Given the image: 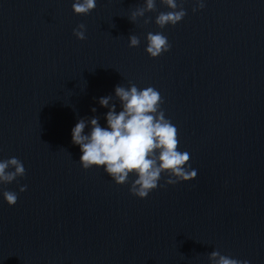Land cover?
<instances>
[{"label": "water", "instance_id": "obj_1", "mask_svg": "<svg viewBox=\"0 0 264 264\" xmlns=\"http://www.w3.org/2000/svg\"><path fill=\"white\" fill-rule=\"evenodd\" d=\"M71 5L0 0V159L26 170L0 190L27 185L12 206L0 197V264H210L213 250L264 264V0L196 11L183 0L185 16L162 29L161 0L135 22L143 0H97L86 15ZM149 31L170 49L150 57ZM130 83L159 90L197 170L173 185L162 175L143 199L129 192L134 177L117 185L81 167L71 141L79 118L105 124L99 97Z\"/></svg>", "mask_w": 264, "mask_h": 264}, {"label": "clouds", "instance_id": "obj_2", "mask_svg": "<svg viewBox=\"0 0 264 264\" xmlns=\"http://www.w3.org/2000/svg\"><path fill=\"white\" fill-rule=\"evenodd\" d=\"M97 0H72V11L77 15H86L96 6ZM167 11L159 12L155 24L159 28L175 25L185 16L183 0H161ZM193 11L205 6V0H194ZM156 0H143V6L131 12L129 19L155 9ZM149 19H145L147 24ZM78 40L85 39V25L79 24L73 29ZM145 52L155 58L170 49L168 37L162 31L147 32ZM140 38L129 35V47L138 46ZM119 101L117 104L113 101ZM162 97L157 88L147 86L139 88L130 83L127 87L117 84L114 94L99 97L98 103L108 110L104 114L105 124L101 125L99 116L79 118L71 129V141L80 149L79 163L84 169L102 168L115 184L128 183L129 192L145 198L157 188L161 176L166 177L165 184L173 185L196 177L197 170L188 163L190 153L178 147L177 126L166 118L161 108ZM96 109L93 107L92 112ZM87 128V131L85 129ZM25 166L18 157L0 159V186L13 182L25 174ZM163 186V185H160ZM27 185H21L19 192H24ZM19 192L4 188L0 197L12 206L18 199ZM210 264H250L219 250H213L209 256Z\"/></svg>", "mask_w": 264, "mask_h": 264}]
</instances>
